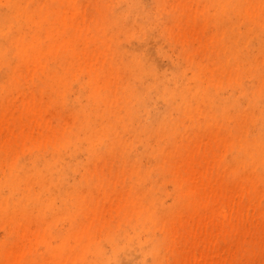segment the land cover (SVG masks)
I'll return each instance as SVG.
<instances>
[{
    "label": "rangeland",
    "instance_id": "1",
    "mask_svg": "<svg viewBox=\"0 0 264 264\" xmlns=\"http://www.w3.org/2000/svg\"><path fill=\"white\" fill-rule=\"evenodd\" d=\"M0 264H264V0H0Z\"/></svg>",
    "mask_w": 264,
    "mask_h": 264
}]
</instances>
